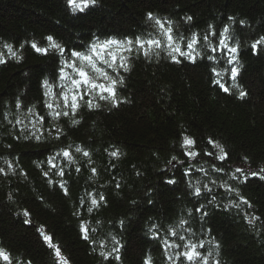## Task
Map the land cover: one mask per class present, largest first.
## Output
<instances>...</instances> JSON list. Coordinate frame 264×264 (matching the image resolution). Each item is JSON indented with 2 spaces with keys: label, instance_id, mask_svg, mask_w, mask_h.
I'll use <instances>...</instances> for the list:
<instances>
[{
  "label": "trees",
  "instance_id": "obj_1",
  "mask_svg": "<svg viewBox=\"0 0 264 264\" xmlns=\"http://www.w3.org/2000/svg\"><path fill=\"white\" fill-rule=\"evenodd\" d=\"M149 13L184 37L182 48L197 35L195 63L182 57L174 63L154 46L145 57L136 48L138 37L167 42ZM226 26L228 43L237 48L232 65L212 52ZM210 32L217 35L208 45L203 37ZM49 36L66 49L64 57L32 48H48ZM97 38L134 42L131 53L113 46L129 57L128 71L98 65L114 79L123 77L116 85L122 103L112 107L93 97L100 107L81 104L75 117L54 119L45 102L61 91V61ZM262 38L264 0H95L82 12L67 0H0V250L10 257L0 264H186L177 257L189 242L203 243L198 251L207 264H264V42L252 48ZM213 55L219 58L210 61ZM45 79L53 86L49 97ZM185 136L194 141V158L185 155ZM214 144L225 160L216 159L221 153ZM65 149L72 163L61 155L50 170V156ZM101 195L104 201L89 212Z\"/></svg>",
  "mask_w": 264,
  "mask_h": 264
},
{
  "label": "snow or ice",
  "instance_id": "obj_2",
  "mask_svg": "<svg viewBox=\"0 0 264 264\" xmlns=\"http://www.w3.org/2000/svg\"><path fill=\"white\" fill-rule=\"evenodd\" d=\"M95 0H67L68 7L72 9L74 12L84 11L85 8L89 6V4H94ZM149 20H155V24L160 27L162 35L166 38V43L161 44L160 40L155 39H148V40H142L141 38H136L135 40V46L136 48L140 49L142 51V54L145 57H150L153 54V46L156 49H160V51L165 52L167 57L171 59L174 63H181V59H178V57H182L183 60H187L191 63L196 62V58L201 55V52L197 49L196 45L198 43V37L195 33L192 34L191 38L187 40L186 47H181L180 41L184 40V37L181 36L179 38L172 35V28L169 26L165 29L164 23H162L159 19L154 18L151 13H149L148 16ZM187 19H191V17H188ZM231 19V17H230ZM229 29L226 26L222 32L219 33L220 39L218 45L212 49L213 53L220 52L222 53L223 57L225 58V62L228 65H232L235 60V54L237 53V48L232 47L229 45L228 40L230 39L228 36ZM216 33H207L204 35L203 40L205 44L210 45L211 39L210 37L216 36ZM49 41V47L48 48H41L38 47L36 44L32 45V48L37 52L44 55H47L50 50H54L57 55L64 57L66 53V49L60 46V44L55 43L53 40V37L49 36L47 37ZM264 42V38L261 39V41H257L252 45L253 50L255 51L258 44ZM133 40L131 38L125 39V40H117L114 38L105 39L103 41L99 40L98 38L93 41L88 48L85 51H77L73 49L71 51V58L70 59H63L61 61V66L59 68V76H58V87L61 89L59 96L56 101L46 100L45 107L49 110V115L53 116L54 119L59 120L61 116L63 117H75L78 113L79 108L81 107V104H87L89 110H92L93 108L100 107L99 104L93 102V97H98L101 101H110L112 107L118 106L119 103H122V101H119L117 98V92H116V85L117 83L122 84L123 83V77H120L119 80L114 79L112 76L109 75L108 72L104 71L101 67L98 65H105L107 68L111 69L113 72H118L119 68H123V70L126 72L128 71V56H125L122 54L123 51L131 53L133 51ZM147 45V48L145 47ZM113 46H115L118 49H121L122 52L117 55L114 50ZM8 50L12 52L11 46H7ZM13 57H16V53L12 52ZM155 55L159 56L160 52H156ZM19 59L18 57H16ZM219 57L213 55L209 56L208 59L210 61H215ZM119 61V63H117ZM79 62V63H77ZM0 63H4V60L0 58ZM68 69H71V71H67ZM231 78L233 80L236 79V76L238 74V68L237 67H231ZM214 74L216 76H219V72H215ZM100 79H103L104 81H108V83H98ZM215 83L219 85L221 89H223L225 92L228 91V88H226L223 84L220 83L219 80H215ZM42 87L45 88V96L49 97L52 90V85L49 83L47 79H45L42 82ZM240 98H243L245 96V92L240 91L239 93ZM70 97V98H69ZM88 99H85V98ZM63 101V104L59 101ZM19 102L17 103V107H19ZM60 108L61 111H56L55 109ZM38 122L42 125L44 123V117H40L38 119ZM79 123V120L73 119L72 124L76 125ZM35 128V126H33ZM58 135L56 136L57 139H59V129H54ZM37 132H40L39 128H35V131L32 132V136L35 137L37 141L42 140V134L36 135ZM25 139H28L29 137L26 135L24 136ZM209 143H213L212 141H209ZM194 144V141L190 139L189 137L185 136L182 147L185 148V155H187L189 158H194L197 156V153L194 151H191V146ZM214 147L219 148V151L221 153L220 156H217L216 159L219 160H225L227 158V154L224 153V149L220 147L219 145H215ZM76 152H81V148L77 147ZM212 153H206V155H211ZM63 156L65 160L68 163H72V156L71 153L65 149L62 152H58L53 156H50L47 163L49 165V169L57 168V165L55 164V161L57 157ZM83 155L85 157H88L90 155L89 152L84 151ZM110 155L112 157H117V152H111ZM173 160L176 159V157L172 158ZM2 171V170H0ZM77 172L80 171L79 168L76 169ZM213 171L216 172H222V168L213 167ZM237 172H243V169L237 167ZM261 171H264L262 169ZM56 175L63 176L64 171L63 169H58L55 173ZM92 174L96 175V169H92ZM48 175V172H45V176ZM185 175H189V172L186 170ZM252 176H256L257 174L255 172L251 173ZM51 183V181H49ZM168 183H174V181H168ZM65 188V195L68 194L66 185H61ZM205 188H207V185H205ZM228 191H231V189H228ZM200 188L197 187L195 189L194 195L199 196ZM104 201V197L101 195L99 197V201L97 199L91 200L92 207L88 208V211L91 212L93 210V207L99 206V203ZM243 203H247V201H242ZM197 212L201 211L200 208L196 209ZM26 216L28 215L27 212L24 213ZM81 232L84 234V238L88 239L87 235V228L82 223L81 224ZM43 235V233H42ZM173 236L176 235L175 232L172 233ZM180 240H185L184 236L179 237ZM44 240L49 243V246H51V237L44 235ZM165 245H169L168 241H164ZM179 247V245H177ZM184 247L187 249L185 252H181L178 254V259L180 257H183L186 264H200L202 261L203 264H207L208 258L206 256H202V254L198 251V248H203V243H200L199 245L194 243H185ZM114 252L119 253V248L116 247L113 249ZM56 255L59 257V249L56 251ZM103 255V254H102ZM210 255V253H209ZM108 257L105 255V259ZM118 261L120 259L119 255L115 257ZM0 260H3L5 262H8L10 260V257L3 251L0 250ZM145 264H150L149 260H145Z\"/></svg>",
  "mask_w": 264,
  "mask_h": 264
}]
</instances>
